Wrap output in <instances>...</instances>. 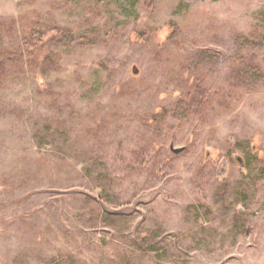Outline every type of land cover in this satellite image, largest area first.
<instances>
[{"label":"rangeland","instance_id":"374dc122","mask_svg":"<svg viewBox=\"0 0 264 264\" xmlns=\"http://www.w3.org/2000/svg\"><path fill=\"white\" fill-rule=\"evenodd\" d=\"M0 264H264V0H0Z\"/></svg>","mask_w":264,"mask_h":264},{"label":"water","instance_id":"95a60500","mask_svg":"<svg viewBox=\"0 0 264 264\" xmlns=\"http://www.w3.org/2000/svg\"><path fill=\"white\" fill-rule=\"evenodd\" d=\"M132 71L134 72V73H137L138 72V68L136 67V65H133L132 66ZM170 148L172 149V151H174L175 153H178V152H180V151H182L183 149H184V147L183 146H181V147H175L174 145H170Z\"/></svg>","mask_w":264,"mask_h":264}]
</instances>
